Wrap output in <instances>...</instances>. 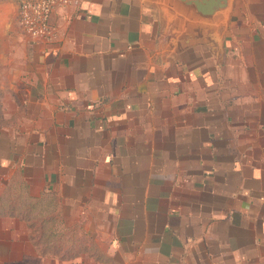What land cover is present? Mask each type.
I'll use <instances>...</instances> for the list:
<instances>
[{
	"label": "crops",
	"instance_id": "0c3cea01",
	"mask_svg": "<svg viewBox=\"0 0 264 264\" xmlns=\"http://www.w3.org/2000/svg\"><path fill=\"white\" fill-rule=\"evenodd\" d=\"M51 22L0 0V264H264V0Z\"/></svg>",
	"mask_w": 264,
	"mask_h": 264
},
{
	"label": "built area",
	"instance_id": "2783aa9c",
	"mask_svg": "<svg viewBox=\"0 0 264 264\" xmlns=\"http://www.w3.org/2000/svg\"><path fill=\"white\" fill-rule=\"evenodd\" d=\"M81 0H18V22L31 43L53 42L56 26L51 16L57 9L77 5Z\"/></svg>",
	"mask_w": 264,
	"mask_h": 264
},
{
	"label": "rangeland",
	"instance_id": "374dc122",
	"mask_svg": "<svg viewBox=\"0 0 264 264\" xmlns=\"http://www.w3.org/2000/svg\"><path fill=\"white\" fill-rule=\"evenodd\" d=\"M37 235H38V233H37ZM83 243V242H82Z\"/></svg>",
	"mask_w": 264,
	"mask_h": 264
}]
</instances>
